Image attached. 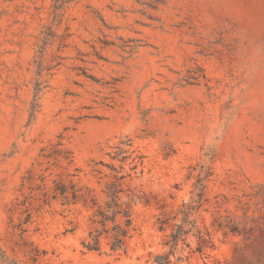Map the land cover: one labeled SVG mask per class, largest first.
Instances as JSON below:
<instances>
[{
	"label": "rangeland",
	"instance_id": "374dc122",
	"mask_svg": "<svg viewBox=\"0 0 264 264\" xmlns=\"http://www.w3.org/2000/svg\"><path fill=\"white\" fill-rule=\"evenodd\" d=\"M111 169L133 231L123 252H87ZM204 176L208 236L180 264H264V0H0L9 258L156 264ZM59 186L83 199L63 205Z\"/></svg>",
	"mask_w": 264,
	"mask_h": 264
},
{
	"label": "trees",
	"instance_id": "16d2710c",
	"mask_svg": "<svg viewBox=\"0 0 264 264\" xmlns=\"http://www.w3.org/2000/svg\"><path fill=\"white\" fill-rule=\"evenodd\" d=\"M125 153L119 149L116 156ZM124 158L122 159V161ZM121 169V168H120ZM134 169V167L132 168ZM114 173L112 181L105 186V201L102 206H97L96 211L92 216V224L95 227L88 233L87 239L82 242V247L87 252H99L101 249V240H108V247L110 254H117L123 252L125 243L130 238L133 231V223L131 217V196L132 193L124 188V180L128 175L120 174V171L111 169ZM206 177H198L191 193V201L187 204H182L179 215L181 216L180 222L176 225L175 229L169 235L165 245L169 246L168 252L165 255H158L155 257L156 264H168L169 257L178 255L176 261L178 263L186 262V258L182 256L185 249L189 247L187 238L193 234L202 247L206 240L198 228L196 218L198 211L202 206L205 190ZM70 197L66 189L62 186L56 188L55 192L62 200V204H68L70 201L75 202L83 199V194L79 189L71 186ZM130 200L129 203L122 202V196ZM0 264H19L16 260L9 258L0 247Z\"/></svg>",
	"mask_w": 264,
	"mask_h": 264
}]
</instances>
